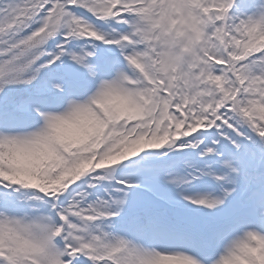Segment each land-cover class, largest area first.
<instances>
[{
	"label": "snow or ice",
	"instance_id": "obj_1",
	"mask_svg": "<svg viewBox=\"0 0 264 264\" xmlns=\"http://www.w3.org/2000/svg\"><path fill=\"white\" fill-rule=\"evenodd\" d=\"M0 264H264V0H0Z\"/></svg>",
	"mask_w": 264,
	"mask_h": 264
}]
</instances>
